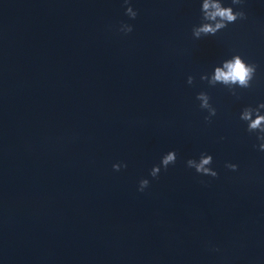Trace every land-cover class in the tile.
Masks as SVG:
<instances>
[{"label":"water","instance_id":"obj_1","mask_svg":"<svg viewBox=\"0 0 264 264\" xmlns=\"http://www.w3.org/2000/svg\"><path fill=\"white\" fill-rule=\"evenodd\" d=\"M131 2L0 0V264H264V152L237 119L264 99V2L199 40L197 0ZM234 51L258 65L239 99L199 78ZM201 151L216 177L186 167Z\"/></svg>","mask_w":264,"mask_h":264},{"label":"clouds","instance_id":"obj_2","mask_svg":"<svg viewBox=\"0 0 264 264\" xmlns=\"http://www.w3.org/2000/svg\"><path fill=\"white\" fill-rule=\"evenodd\" d=\"M264 2V0H261ZM199 5L198 22L191 25V36L199 40L203 37L215 36L218 32L226 29L230 24L238 20L246 19V12L243 5L245 0H197ZM124 13L133 20L138 15V10L133 6L131 0H122ZM117 31L128 34L133 31V25L121 21ZM258 65L246 58L239 51H234L217 62L213 63L210 70L200 73V80L206 81L209 87L221 86L233 97L239 99L241 90L250 89L256 79ZM193 75L189 74L186 83L192 85ZM198 106L205 111L204 120L211 122L217 114V108L213 104L208 91L200 90L195 95ZM237 119L243 123L245 131L255 136L256 143L253 147L264 152V99L258 100L255 104L241 106ZM223 139V137H221ZM177 160L176 149H168L160 155L159 163H155L149 169V176L156 178L161 170H167ZM213 155L210 152L201 151L198 156L188 157L185 161L186 167L193 169L196 173L210 177L218 175L217 170L212 166ZM127 167L126 162L117 161L112 164L114 170ZM225 167L236 170L238 164L230 161L225 162ZM148 177H142L138 181L137 191L143 192L149 185Z\"/></svg>","mask_w":264,"mask_h":264}]
</instances>
